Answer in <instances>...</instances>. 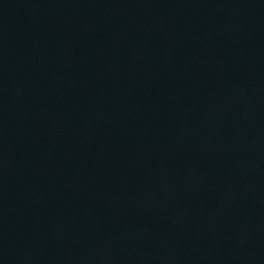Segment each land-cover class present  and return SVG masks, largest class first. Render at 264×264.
I'll use <instances>...</instances> for the list:
<instances>
[{
    "label": "water",
    "instance_id": "obj_1",
    "mask_svg": "<svg viewBox=\"0 0 264 264\" xmlns=\"http://www.w3.org/2000/svg\"><path fill=\"white\" fill-rule=\"evenodd\" d=\"M0 264H264V0H0Z\"/></svg>",
    "mask_w": 264,
    "mask_h": 264
}]
</instances>
